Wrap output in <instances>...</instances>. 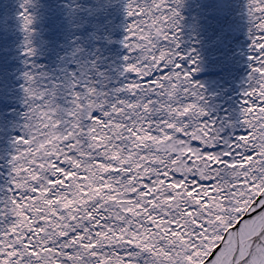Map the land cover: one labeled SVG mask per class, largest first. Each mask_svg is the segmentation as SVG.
Here are the masks:
<instances>
[{
    "label": "snow or ice",
    "instance_id": "snow-or-ice-1",
    "mask_svg": "<svg viewBox=\"0 0 264 264\" xmlns=\"http://www.w3.org/2000/svg\"><path fill=\"white\" fill-rule=\"evenodd\" d=\"M0 264H264V0H0Z\"/></svg>",
    "mask_w": 264,
    "mask_h": 264
}]
</instances>
